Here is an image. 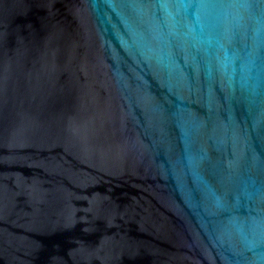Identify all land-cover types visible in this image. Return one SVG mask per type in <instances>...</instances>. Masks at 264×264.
Returning a JSON list of instances; mask_svg holds the SVG:
<instances>
[{"label":"water","instance_id":"1","mask_svg":"<svg viewBox=\"0 0 264 264\" xmlns=\"http://www.w3.org/2000/svg\"><path fill=\"white\" fill-rule=\"evenodd\" d=\"M0 264H264V0H0Z\"/></svg>","mask_w":264,"mask_h":264}]
</instances>
